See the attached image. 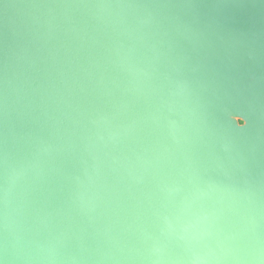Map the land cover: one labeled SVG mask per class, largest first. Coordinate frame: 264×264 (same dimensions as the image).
<instances>
[{
  "label": "water",
  "instance_id": "95a60500",
  "mask_svg": "<svg viewBox=\"0 0 264 264\" xmlns=\"http://www.w3.org/2000/svg\"><path fill=\"white\" fill-rule=\"evenodd\" d=\"M197 189L187 213L210 235L186 243L168 222ZM4 248L9 264L264 256V0H0Z\"/></svg>",
  "mask_w": 264,
  "mask_h": 264
},
{
  "label": "clouds",
  "instance_id": "9594fccd",
  "mask_svg": "<svg viewBox=\"0 0 264 264\" xmlns=\"http://www.w3.org/2000/svg\"><path fill=\"white\" fill-rule=\"evenodd\" d=\"M119 7H133V5H118ZM237 124L241 127H245V121L238 120ZM195 193L199 194V198L205 196L206 193L197 189L188 198L185 199L184 205L181 209L180 215L174 218V221H169V228L177 233L179 239L184 240L186 243L190 242L191 237L189 236V230L195 229L198 225L202 223V219L209 213L205 211L194 212L191 214L187 213L185 209V203L187 201L194 202L198 199L195 198ZM210 235L208 232H201L198 241L203 239V237ZM227 257L224 254H216L212 249L200 252L195 251L189 264H226ZM0 264H9L7 248L0 250ZM157 264V262H153ZM238 264H264V256L260 255L259 252H253L248 257L239 258Z\"/></svg>",
  "mask_w": 264,
  "mask_h": 264
},
{
  "label": "snow or ice",
  "instance_id": "6c2138e0",
  "mask_svg": "<svg viewBox=\"0 0 264 264\" xmlns=\"http://www.w3.org/2000/svg\"><path fill=\"white\" fill-rule=\"evenodd\" d=\"M236 115H239V114L237 113ZM246 126H247V124L245 125V127H246ZM194 195H195V198H196V199L199 198V194H198V193H195ZM191 203H192L191 201H187V202L185 203V209H186V210L191 206ZM208 219H209V215L206 216V217H204V218L202 219V223H203V222H206ZM199 235H200V233H195V232H193V229H190V230H189V236L191 237V240H190L191 242L198 241Z\"/></svg>",
  "mask_w": 264,
  "mask_h": 264
}]
</instances>
